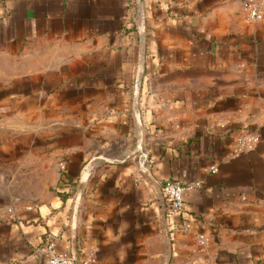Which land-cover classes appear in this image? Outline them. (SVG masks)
I'll return each instance as SVG.
<instances>
[{
	"label": "crops",
	"instance_id": "crops-1",
	"mask_svg": "<svg viewBox=\"0 0 264 264\" xmlns=\"http://www.w3.org/2000/svg\"><path fill=\"white\" fill-rule=\"evenodd\" d=\"M245 1L0 0V264H264V18ZM169 180L201 183L187 229Z\"/></svg>",
	"mask_w": 264,
	"mask_h": 264
},
{
	"label": "built area",
	"instance_id": "built-area-1",
	"mask_svg": "<svg viewBox=\"0 0 264 264\" xmlns=\"http://www.w3.org/2000/svg\"><path fill=\"white\" fill-rule=\"evenodd\" d=\"M245 5L249 12V17L254 20H261L264 18V0H246ZM258 137L256 135H242L239 138L240 147H245L252 149L257 142ZM138 148L141 149L140 146ZM142 160L143 165L146 162V158L142 154H139ZM212 170H216V167L213 166ZM200 182L189 183L187 185L182 184L181 182L169 180L163 183L162 192L166 201L167 214L170 217H179L182 216L183 219L180 222L181 229H187L188 222L184 217L185 206H184V192L186 190L193 189L195 187H200ZM170 234V233H169ZM200 243H206V238L204 235L199 237ZM52 248V245H50ZM48 264H78L74 261L73 257L68 256L63 253L51 252V255L48 260Z\"/></svg>",
	"mask_w": 264,
	"mask_h": 264
},
{
	"label": "water",
	"instance_id": "water-1",
	"mask_svg": "<svg viewBox=\"0 0 264 264\" xmlns=\"http://www.w3.org/2000/svg\"><path fill=\"white\" fill-rule=\"evenodd\" d=\"M137 153L142 154V150L140 148H138ZM144 172H146V170H144ZM161 196H162V199H163L164 211H165V214H166L167 213V207H166V201H165V198H164V195H163V192H162V187H161ZM166 233H167V237H169L170 236L169 231H167ZM72 257H73L74 261L77 262V259H78L77 256L76 255H72Z\"/></svg>",
	"mask_w": 264,
	"mask_h": 264
}]
</instances>
